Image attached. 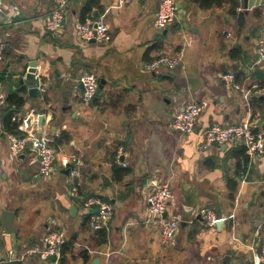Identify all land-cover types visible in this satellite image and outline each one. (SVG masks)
Instances as JSON below:
<instances>
[{
  "label": "crops",
  "instance_id": "crops-1",
  "mask_svg": "<svg viewBox=\"0 0 264 264\" xmlns=\"http://www.w3.org/2000/svg\"><path fill=\"white\" fill-rule=\"evenodd\" d=\"M87 1L70 0L62 29L53 33L46 28L53 0H3L0 7V42L6 45L0 92L7 97L21 90L26 102L19 128L51 138L59 172L53 185L29 190V183L53 173L40 174L34 153L11 155L0 114V210L16 212L19 257L27 254L21 264H49L42 253L46 235L55 230L71 242L60 264H253L264 247V153L243 180V145L208 143L204 130L243 122L250 113L264 127V93L252 94L248 107L245 93L227 89L222 78L232 71L244 89L264 87V61L256 51L264 36V0H248L247 7L238 0L235 10L229 0H178L177 16L164 29L155 24L161 0H98L86 21L103 15L109 43L80 40L76 25ZM236 48L240 52L232 56ZM164 53L179 55V65L148 70L146 64ZM32 61L36 77L22 84ZM86 71L105 80L90 103L81 100L79 78ZM39 78L47 91L31 95L28 88ZM191 102L205 103L194 131L172 129L175 113ZM63 131L69 138L56 145ZM120 151L126 166L115 162ZM73 158L81 161L70 168L77 166L79 176L66 172L64 160ZM163 180L175 195L169 213L180 219L167 244L147 202L152 184ZM76 181L81 197L71 194ZM92 194L114 208L101 232L88 223L84 200ZM202 206L222 222L210 226L198 214ZM0 230L1 261L15 245ZM102 232L107 237L100 243Z\"/></svg>",
  "mask_w": 264,
  "mask_h": 264
},
{
  "label": "built area",
  "instance_id": "built-area-1",
  "mask_svg": "<svg viewBox=\"0 0 264 264\" xmlns=\"http://www.w3.org/2000/svg\"><path fill=\"white\" fill-rule=\"evenodd\" d=\"M121 3L126 0H120ZM54 8L46 18V28L50 32H57L62 29L63 21L66 17L70 0H53ZM3 0H0V7ZM15 10L12 6L11 11ZM178 12V0H161L159 8L156 13L155 24L158 28L164 29L168 27L176 18ZM76 32L81 41L109 43L112 39L111 32L104 16L101 15L96 19L85 22H78L76 25ZM6 49L5 43L0 42V60L4 57ZM257 59L264 61V36L257 40ZM181 61L179 55L161 54L152 59L146 64L150 71H156L162 67L168 69L176 68ZM223 81L227 89H237L243 91L244 98L250 105V96L255 93H264V87L256 86L254 89H244L236 80L234 72H226L222 75ZM80 83L83 84L81 93V100L83 103H90L97 95L100 79L98 75L92 71L83 72L79 78ZM38 90L44 94L47 91V84L44 80L39 78L37 85ZM6 96L0 92V114L1 108L4 105ZM205 106L203 102H191L178 110L172 120L171 128L181 133H191L196 127L198 117L201 115ZM22 129V128H21ZM204 137L208 143H238L243 145L244 153L239 158V173L243 180L247 179L251 167L258 157L264 153V127H261L253 114L250 113L248 118L243 122L222 125L214 123L204 130ZM9 141L10 153L14 158L20 157L30 147L36 151V156L40 157V174L44 177H50L54 171V163L56 160L57 149L52 144L51 138L43 132L33 133L27 132L24 135L15 133H7ZM122 152L118 153L115 162L118 165L126 166L125 160L121 157ZM74 162L79 164L81 161L76 158L65 159L64 165ZM73 168L70 173L74 176H79L78 168ZM71 194L74 197H81L82 183L76 181L71 187ZM175 195L171 189L168 181H157L152 184V188L147 192L148 210L152 222L160 225V238L163 243H170L179 226L180 219L176 214L169 213V206L174 201ZM84 204L93 212L90 213L89 226L95 230L100 231L108 228L110 221L113 218L114 208L110 201L101 195L92 194L86 197ZM164 213H167L164 216ZM198 214L206 220L210 226L217 225V222L222 217H218L216 213L207 206L199 208ZM1 233V230H0ZM67 241L66 235L62 230H55L49 232L45 237L46 248L42 256L49 259L50 255H54L55 259L51 260L49 264H60L62 258V246ZM95 251V250H94ZM13 251L9 252V258ZM2 262V261H0ZM231 264H240L237 261ZM253 264H264V247L262 251L254 257Z\"/></svg>",
  "mask_w": 264,
  "mask_h": 264
},
{
  "label": "trees",
  "instance_id": "trees-1",
  "mask_svg": "<svg viewBox=\"0 0 264 264\" xmlns=\"http://www.w3.org/2000/svg\"><path fill=\"white\" fill-rule=\"evenodd\" d=\"M222 1H225V0H209L207 2H210L209 3V5H210V4H213L214 2L221 3ZM229 1L233 4L234 10H235V8H237V6H239L238 0H229ZM94 6H99L98 0H89L86 2V4L84 5V7L82 9V13H81V20L83 22L86 21L88 15L91 13ZM239 52H240V49L236 48L235 50L231 51V54H232V56H235V55L239 54ZM25 89H26V87L23 86L22 90H25ZM25 102H26V98L22 94L21 90H19V91L15 90V91L11 92L6 97L5 103L1 108V120H2L3 128L7 132H12V133L19 134V135L25 134V131H23L19 128V126L21 124V120L19 119V117H20L19 114L23 110ZM68 138H69L68 132L63 131L57 137V140L55 143H56V145H60L64 141L68 140ZM241 152L244 153V148L241 150ZM123 169L124 168H121L120 171ZM103 230H100V232ZM100 235H101V237L99 236V242L102 243L103 241L106 240L107 235H106V232H102ZM70 244H71V242H68V241H66L63 244L61 262H63L64 255H65L67 249L70 247Z\"/></svg>",
  "mask_w": 264,
  "mask_h": 264
},
{
  "label": "water",
  "instance_id": "water-1",
  "mask_svg": "<svg viewBox=\"0 0 264 264\" xmlns=\"http://www.w3.org/2000/svg\"><path fill=\"white\" fill-rule=\"evenodd\" d=\"M180 6H181V4L178 3V8ZM245 6L246 7L248 6V0H245ZM91 42H96V41L93 39V40H91ZM36 65H37L36 61H32L30 63L29 71L27 72L26 76L21 79L22 84H25L26 81H28V80H34L35 79V77H36ZM104 85H105V80L102 79L99 83L97 95L95 96L94 100H97L98 94L101 92ZM81 87L83 88L82 83H81ZM28 91L31 95H36L38 92V88H37V86H31L28 88ZM43 120H44V115L41 114L40 118H39V124H42ZM216 144L221 146L219 143H216ZM26 151L28 153L36 154V151L31 149L30 147H28L26 149ZM39 159H40V157H39ZM71 167H72L71 163L67 164V167H66L67 173L70 172ZM91 212H93V210ZM166 215H167V213H164V216H166ZM15 218H16V212L15 211L7 209V208H3L0 210V226H2L4 228L5 233H7L13 237L14 245H15V251H13L11 258H9V257L7 258L6 255H3L2 259H1V261H2L1 263L21 264V262L27 258V254H24L22 257H19L20 249H19V246L17 244V227L14 225ZM221 222H222V219H220L217 222V225H219ZM49 259L54 260L55 256L50 255Z\"/></svg>",
  "mask_w": 264,
  "mask_h": 264
},
{
  "label": "rangeland",
  "instance_id": "rangeland-1",
  "mask_svg": "<svg viewBox=\"0 0 264 264\" xmlns=\"http://www.w3.org/2000/svg\"><path fill=\"white\" fill-rule=\"evenodd\" d=\"M59 175V172H57L56 170H54L53 174H52V177L48 180L46 179H40V181H38V183H34L35 185L31 186L32 183H29V190H33L35 189L36 187H40V188H43L47 185H53L54 183V180L55 178ZM1 227V226H0Z\"/></svg>",
  "mask_w": 264,
  "mask_h": 264
}]
</instances>
